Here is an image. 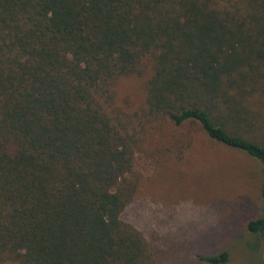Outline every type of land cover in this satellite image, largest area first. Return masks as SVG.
Segmentation results:
<instances>
[{
	"label": "trees",
	"instance_id": "16d2710c",
	"mask_svg": "<svg viewBox=\"0 0 264 264\" xmlns=\"http://www.w3.org/2000/svg\"><path fill=\"white\" fill-rule=\"evenodd\" d=\"M186 122L259 164L264 202V0H0V264H154L121 219L133 158L180 159Z\"/></svg>",
	"mask_w": 264,
	"mask_h": 264
},
{
	"label": "rangeland",
	"instance_id": "374dc122",
	"mask_svg": "<svg viewBox=\"0 0 264 264\" xmlns=\"http://www.w3.org/2000/svg\"><path fill=\"white\" fill-rule=\"evenodd\" d=\"M142 80L119 79L114 103L133 109L142 99ZM166 131L187 137L189 148L180 159L134 154L140 182L121 219L150 245L154 264H205L201 258L221 251L223 264H263L264 229L258 235L244 229L248 220H264L259 164L210 140L195 123Z\"/></svg>",
	"mask_w": 264,
	"mask_h": 264
}]
</instances>
